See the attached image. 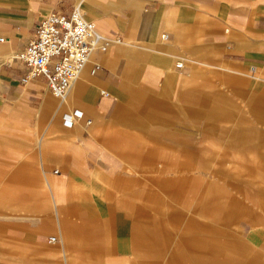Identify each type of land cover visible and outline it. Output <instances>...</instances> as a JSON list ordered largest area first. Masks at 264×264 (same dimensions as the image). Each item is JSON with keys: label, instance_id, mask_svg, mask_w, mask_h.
Instances as JSON below:
<instances>
[{"label": "crops", "instance_id": "1", "mask_svg": "<svg viewBox=\"0 0 264 264\" xmlns=\"http://www.w3.org/2000/svg\"><path fill=\"white\" fill-rule=\"evenodd\" d=\"M76 6L97 33L121 41L93 50L59 100L42 78L21 82L25 67L13 54L45 15ZM0 39V120L23 127L7 131V148L18 150L14 162L8 158L12 174L25 172L10 178L20 209L7 221L0 264H146L139 261L146 242L139 202L124 208L129 185L122 172L141 168L140 148L147 155L142 161H150L142 176L156 186L148 199L162 217L157 194L172 195L173 188L166 174L150 170L154 159L176 154L187 165L216 123L242 120L237 99L264 121V0H0ZM76 109L81 117L65 126L62 115ZM227 132L232 145L257 147L264 156V133ZM239 134L242 143L235 142ZM144 138L157 147H141ZM242 213L247 237L259 216ZM184 225L181 242L192 234L195 249L202 247L208 235L202 226ZM253 233L258 243L264 239ZM52 234L56 240L47 241Z\"/></svg>", "mask_w": 264, "mask_h": 264}, {"label": "rangeland", "instance_id": "2", "mask_svg": "<svg viewBox=\"0 0 264 264\" xmlns=\"http://www.w3.org/2000/svg\"><path fill=\"white\" fill-rule=\"evenodd\" d=\"M244 101L237 99L235 106L236 118L242 120L216 123L214 129L209 130V135L204 136L200 142L199 155L188 156L186 163L189 166L182 162L180 155L169 153H165L167 154L165 160L154 159L150 164V167H155L150 170H160L166 174L167 177H163L167 178L165 183L168 185L171 182L173 188L170 192L172 195L156 191L159 194L155 202H158L159 208L163 211L162 217L156 214L157 208L152 209L151 200L154 197L151 198L150 194L156 186L142 176L148 172L149 169L146 167L150 162L142 161L147 157L142 153L144 149L140 148L139 153L141 168L122 171L123 178L129 185V189L124 191V208L132 211L134 205L139 202L140 222L143 224L141 230L146 229L144 233L142 232L143 235L145 234L143 239L146 242L139 250L140 263L180 264L178 260L182 258L183 264H251L250 262L254 260H260V263L264 264V239L258 243V237L253 233L260 232L259 238L264 235V168L252 169L256 165L264 164V156L261 152L257 153L259 150L257 147L244 151L242 147L232 145L228 138L230 132H227L229 128L230 130L253 129L256 133H264V121H257L250 108L243 104ZM20 128H23L20 124H7V121L0 120V230L2 231L0 247L7 246V221L11 220L9 216L18 213L20 209V202L15 199L19 192L10 184L12 183L10 178L19 179L23 171L17 170L14 171V175L12 174L10 163L16 160L15 155L18 150L7 148V131L14 134L13 130ZM222 134L226 136L222 137ZM241 135L239 134V139L235 140L236 143L244 142ZM261 142L260 145L264 147V140ZM142 145H155V143L144 138L141 147ZM169 157L176 159L171 162L168 161ZM201 159L202 164L199 163ZM201 165L205 169L202 170ZM220 165L224 171H218L217 167ZM222 173H229L230 177ZM35 175L36 171L30 170V177ZM132 183L136 184L132 187L135 190L134 194H131ZM43 190L45 189L42 187ZM244 211L254 216L253 220L259 216L258 223L251 228L253 232L247 237H244V233L241 234L239 226ZM184 221L202 226L203 232L208 234L203 238L205 242L202 247L195 249L198 240L196 237L193 239L192 234L183 235L184 245L182 244L180 234L185 226ZM212 229H216V235L211 234ZM148 255L150 257H147ZM148 258L150 262H147Z\"/></svg>", "mask_w": 264, "mask_h": 264}, {"label": "built area", "instance_id": "3", "mask_svg": "<svg viewBox=\"0 0 264 264\" xmlns=\"http://www.w3.org/2000/svg\"><path fill=\"white\" fill-rule=\"evenodd\" d=\"M161 38L166 36L161 35ZM112 41L120 42L121 39H110L97 33L94 22L87 19L76 6L66 13L51 12L45 15L35 25L24 47L15 51L13 57L25 67L20 78L22 83L42 78L50 93L63 100L90 53L93 50L105 51ZM181 66V62L175 63V67ZM101 93L106 94L105 91ZM81 115L77 109L64 113L63 124L69 127L73 118H80ZM55 240V235L47 236V241Z\"/></svg>", "mask_w": 264, "mask_h": 264}]
</instances>
